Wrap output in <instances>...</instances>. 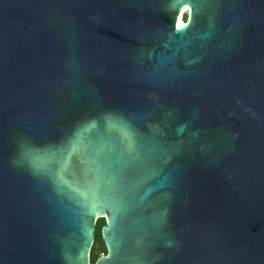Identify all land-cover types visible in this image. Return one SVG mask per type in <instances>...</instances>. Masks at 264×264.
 Masks as SVG:
<instances>
[{"label":"water","instance_id":"water-1","mask_svg":"<svg viewBox=\"0 0 264 264\" xmlns=\"http://www.w3.org/2000/svg\"><path fill=\"white\" fill-rule=\"evenodd\" d=\"M102 218L95 264H264V0H0V264Z\"/></svg>","mask_w":264,"mask_h":264},{"label":"trees","instance_id":"trees-1","mask_svg":"<svg viewBox=\"0 0 264 264\" xmlns=\"http://www.w3.org/2000/svg\"><path fill=\"white\" fill-rule=\"evenodd\" d=\"M106 225L104 218L97 220L94 232V243L90 252V264H95L96 261L107 254V248L105 246L102 237V228Z\"/></svg>","mask_w":264,"mask_h":264},{"label":"bare ground","instance_id":"bare-ground-1","mask_svg":"<svg viewBox=\"0 0 264 264\" xmlns=\"http://www.w3.org/2000/svg\"><path fill=\"white\" fill-rule=\"evenodd\" d=\"M189 8L187 6L183 7L181 10H180V13H179V16H178V20H177V23H178V27L179 28H182L184 27V24L185 22H183V15L186 11H188Z\"/></svg>","mask_w":264,"mask_h":264},{"label":"rangeland","instance_id":"rangeland-1","mask_svg":"<svg viewBox=\"0 0 264 264\" xmlns=\"http://www.w3.org/2000/svg\"><path fill=\"white\" fill-rule=\"evenodd\" d=\"M188 19V12L184 13L183 15V22H186Z\"/></svg>","mask_w":264,"mask_h":264},{"label":"flooded vegetation","instance_id":"flooded-vegetation-1","mask_svg":"<svg viewBox=\"0 0 264 264\" xmlns=\"http://www.w3.org/2000/svg\"><path fill=\"white\" fill-rule=\"evenodd\" d=\"M106 255H107V254H106ZM106 255H105V256H106Z\"/></svg>","mask_w":264,"mask_h":264}]
</instances>
